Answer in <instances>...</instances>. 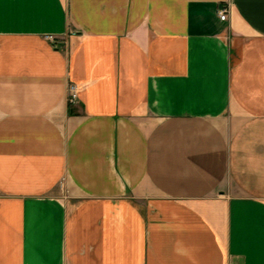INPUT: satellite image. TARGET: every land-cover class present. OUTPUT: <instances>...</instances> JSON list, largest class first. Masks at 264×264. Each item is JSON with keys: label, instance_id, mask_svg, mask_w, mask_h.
I'll return each mask as SVG.
<instances>
[{"label": "crops", "instance_id": "crops-1", "mask_svg": "<svg viewBox=\"0 0 264 264\" xmlns=\"http://www.w3.org/2000/svg\"><path fill=\"white\" fill-rule=\"evenodd\" d=\"M0 264H264V0H0Z\"/></svg>", "mask_w": 264, "mask_h": 264}, {"label": "built area", "instance_id": "built-area-1", "mask_svg": "<svg viewBox=\"0 0 264 264\" xmlns=\"http://www.w3.org/2000/svg\"><path fill=\"white\" fill-rule=\"evenodd\" d=\"M218 15L220 19L226 20L229 13V6L222 5L218 8ZM47 38L51 40L55 45H58V40L54 35H48ZM78 101V86L70 83L68 86V102L69 104L77 103Z\"/></svg>", "mask_w": 264, "mask_h": 264}]
</instances>
